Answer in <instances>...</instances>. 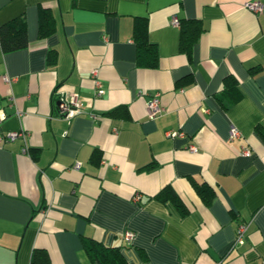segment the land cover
<instances>
[{
  "label": "crops",
  "instance_id": "1",
  "mask_svg": "<svg viewBox=\"0 0 264 264\" xmlns=\"http://www.w3.org/2000/svg\"><path fill=\"white\" fill-rule=\"evenodd\" d=\"M249 1L0 0V25L22 16L28 39L0 48V131L26 134L0 143V264H98L85 238L119 247L128 264H264V9ZM136 17L156 45L154 68L136 62ZM173 19L202 24L189 54ZM228 76L241 97L225 108ZM61 92L79 98L70 119L55 114ZM155 92L164 111L149 118ZM165 186L186 214L155 198Z\"/></svg>",
  "mask_w": 264,
  "mask_h": 264
},
{
  "label": "trees",
  "instance_id": "2",
  "mask_svg": "<svg viewBox=\"0 0 264 264\" xmlns=\"http://www.w3.org/2000/svg\"><path fill=\"white\" fill-rule=\"evenodd\" d=\"M180 27L179 49L189 54L193 44L201 34L203 27L199 20L182 19L178 21ZM39 36L45 37L53 31L52 17L47 8L40 9L39 12ZM132 39L136 45V62L141 67L154 68L157 65L156 45L148 40L147 20L144 17H136L132 26ZM28 44L26 24L22 16L11 19L0 25V48L2 52H9L25 48ZM50 61H55V53L51 52ZM252 67L251 69H253ZM256 69V68H254ZM253 69V70H254ZM223 94L226 99L223 106L227 108L230 104L235 103L241 97L236 80L228 76L224 80ZM117 110V109H116ZM258 133L264 138V131L257 128ZM151 164L144 166L145 169L151 168ZM197 193L208 204L213 196L209 187L197 188ZM155 198L165 202L170 200L174 203L180 214H186V209L176 193L169 186H165L156 195ZM83 248L92 261L98 264H128L122 255L119 247L106 246L105 244L91 238H85ZM37 257V251L33 252L32 260Z\"/></svg>",
  "mask_w": 264,
  "mask_h": 264
},
{
  "label": "built area",
  "instance_id": "3",
  "mask_svg": "<svg viewBox=\"0 0 264 264\" xmlns=\"http://www.w3.org/2000/svg\"><path fill=\"white\" fill-rule=\"evenodd\" d=\"M245 7L247 9L253 11L254 13H260L262 11V9H264V5H262V3L260 1H257V0L246 2ZM172 23L177 25L178 20L173 19ZM91 74H92V78L94 79L93 80L94 81V93H95V95L99 96L103 91L102 83L97 78V71L95 69L91 72ZM4 80L7 82L11 81V79L7 76H4ZM145 107H146L149 118H154L155 116L161 114L164 111V108L162 107V105L160 103V93L159 92L153 93L146 100ZM80 112H81V108H80V101H79L78 95L76 93L61 92L57 98V103H56V107H55V114L60 115V116H64V117L70 119ZM91 117L95 118L96 115L91 114ZM3 118H4V116L1 114V110H0V121ZM238 134H239L238 130L235 129L234 127H232L230 130V136L235 137ZM25 135L26 134H24L23 132H19V131L9 132V133H6L4 135L0 131V143H3L5 141H11L18 136H23V138H24ZM170 135H177V132L172 131V132H170ZM189 150L192 152H195L196 147L191 145L189 147ZM243 152L246 154H249L248 150H244ZM78 165H79V163H75L74 167H78ZM136 199H137V196L134 197V200H136ZM246 227H247L246 223L238 224V227L236 230V237H235L236 243H238V244L243 243ZM123 239H124L126 245H130L132 243V239H133V232L128 231V230L125 231L124 235H123Z\"/></svg>",
  "mask_w": 264,
  "mask_h": 264
}]
</instances>
